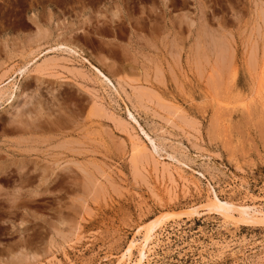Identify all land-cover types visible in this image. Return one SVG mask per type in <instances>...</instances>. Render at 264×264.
<instances>
[{"label": "rangeland", "instance_id": "rangeland-1", "mask_svg": "<svg viewBox=\"0 0 264 264\" xmlns=\"http://www.w3.org/2000/svg\"><path fill=\"white\" fill-rule=\"evenodd\" d=\"M0 90V264H264V0H0Z\"/></svg>", "mask_w": 264, "mask_h": 264}, {"label": "bare ground", "instance_id": "bare-ground-1", "mask_svg": "<svg viewBox=\"0 0 264 264\" xmlns=\"http://www.w3.org/2000/svg\"><path fill=\"white\" fill-rule=\"evenodd\" d=\"M133 7V6H132ZM138 8V7H137ZM44 59V58H43ZM84 60V59H83ZM48 61V60H47ZM45 63V62H44ZM39 64V63H38ZM48 64V63H47ZM36 66V65H35ZM41 66V65H40ZM39 66V67H40ZM50 66V65H49ZM36 68H38V66H36ZM33 69V68H32ZM100 74H103L98 68H95ZM31 71V70H29ZM38 71V70H37ZM23 72V71H22ZM20 72V73H22ZM108 79V78H107ZM3 88V87H2ZM4 93V90L2 91ZM0 94H1V90H0ZM2 95V94H1ZM10 96V95H9ZM14 96V95H13ZM4 97V96H3ZM10 98V97H9ZM3 99V98H2ZM262 104V103H261ZM39 116V115H38ZM35 121V120H34ZM42 121V120H41ZM9 122V121H8ZM24 122V121H23ZM44 123V122H43ZM46 124V123H45ZM7 125V124H6ZM9 126H7L8 128ZM22 130V129H21ZM135 143V142H134ZM139 144V143H138ZM140 145V144H139ZM141 146V145H140ZM142 147V146H141ZM137 149H139L138 145L136 146ZM143 152V151H142ZM171 171V170H170ZM169 171V172H170ZM166 172V171H165ZM179 173V172H178ZM172 175V176H171ZM170 176L172 177L173 182H179L177 181L178 178L175 177L174 174H171ZM180 177V176H178ZM187 179V178H186ZM184 180V179H183ZM182 180V181H183ZM186 181V180H184ZM181 182V181H180ZM185 183V182H183ZM187 183V182H186ZM192 184V183H191ZM211 202V208L212 209H216V210H223L224 214L230 218L233 219H237V218H242V219H250V218H254V217H263L264 218V210L258 208V207H254V206H250L246 203L244 204H240V205H235V204H231L228 202H222L216 195H213L212 198H210ZM230 202V201H229ZM256 219V218H255ZM254 220V219H253ZM156 224L151 223L149 224L148 228L145 230L144 234L141 235L142 237H140V239H138L137 241H132L131 246L127 248V250L125 251L126 253L122 255L123 262L124 264H140L143 260L144 257H146V255L153 251V249L156 246L155 243V238H154V234L152 232L153 229H151L152 227H154ZM136 248L139 250V255L140 257L136 260V261H132V250ZM120 261V259H119Z\"/></svg>", "mask_w": 264, "mask_h": 264}, {"label": "crops", "instance_id": "crops-1", "mask_svg": "<svg viewBox=\"0 0 264 264\" xmlns=\"http://www.w3.org/2000/svg\"><path fill=\"white\" fill-rule=\"evenodd\" d=\"M129 10H131V8Z\"/></svg>", "mask_w": 264, "mask_h": 264}]
</instances>
